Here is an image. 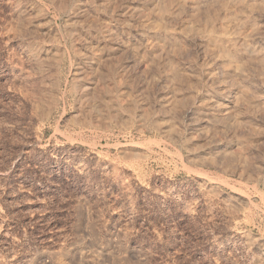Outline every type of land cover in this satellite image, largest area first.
Returning <instances> with one entry per match:
<instances>
[{"label": "rangeland", "instance_id": "rangeland-1", "mask_svg": "<svg viewBox=\"0 0 264 264\" xmlns=\"http://www.w3.org/2000/svg\"><path fill=\"white\" fill-rule=\"evenodd\" d=\"M262 59L264 0H0V264H264Z\"/></svg>", "mask_w": 264, "mask_h": 264}, {"label": "bare ground", "instance_id": "bare-ground-1", "mask_svg": "<svg viewBox=\"0 0 264 264\" xmlns=\"http://www.w3.org/2000/svg\"><path fill=\"white\" fill-rule=\"evenodd\" d=\"M212 32H214V31H212ZM216 33V32H215ZM218 34V33H217ZM210 39V38H209ZM244 47H245V44H244ZM118 48V47H117ZM242 48H243V46H242ZM115 50V49H114ZM41 51V50H40ZM109 54H110V51L108 52V50H107V52H106V55L109 57ZM48 55H49V53H48ZM85 57V56H84ZM82 57L83 59H84V61L82 60V62L83 63H85V64H89V57ZM258 57V56H257ZM88 60V61H87ZM260 60V59H259ZM262 60H264V59H262ZM262 60H261V62H262ZM82 62H81V64H82ZM263 63V62H262ZM82 66V65H81ZM86 68V67H85ZM80 69V68H79ZM84 68H81V70L83 71V73H84V70H83ZM121 69L123 70V66L121 67ZM80 70V71H81ZM86 70V69H85ZM119 70V69H118ZM121 70V71H122ZM87 71V70H86ZM111 72H112V74H116V71L115 70H111ZM120 72V71H119ZM118 72V73H119ZM82 74V73H81ZM111 77H112V75H111ZM80 80H79V83L77 84V86H76V91L78 92V94H79V96H80V98H79V105L81 104V109H88V110H90L91 109V111H92V109L93 110H95L97 107H98V103H102V101L104 100V99H107V98H104V97H106V96H108V93H109V91H111V90H108V87H109V85H107L108 87H105L108 91H105L106 92V96H104L103 94L101 95V93L100 94H98V90H97V88L95 89V92L94 93H92L91 92V86L94 84H96V82L97 81H88V82H85V80H83L82 78H79ZM112 81V80H111ZM93 83V84H92ZM54 85V84H53ZM106 85V84H105ZM110 88V87H109ZM114 89V88H113ZM111 93V92H110ZM119 96H120V94H119ZM170 100V99H169ZM107 101V100H106ZM105 100H104V102H106ZM171 101V100H170ZM100 105V104H99ZM113 106V105H112ZM93 112V111H92ZM95 112H97L98 113V111H97V109H96V111ZM95 112H93V113H95Z\"/></svg>", "mask_w": 264, "mask_h": 264}]
</instances>
